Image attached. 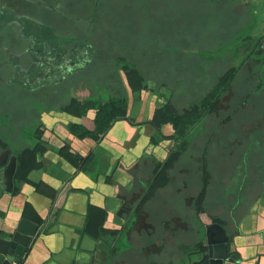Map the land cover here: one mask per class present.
I'll return each instance as SVG.
<instances>
[{"label":"crops","instance_id":"obj_1","mask_svg":"<svg viewBox=\"0 0 264 264\" xmlns=\"http://www.w3.org/2000/svg\"><path fill=\"white\" fill-rule=\"evenodd\" d=\"M239 18L241 39L192 41L187 61L127 87L125 113L104 132L95 108L2 81L18 100L13 123L0 122V144L17 156L10 190L0 167V264H194L204 254L181 246H207L213 223L241 264H264V12ZM22 217L40 233L16 262Z\"/></svg>","mask_w":264,"mask_h":264},{"label":"flooded vegetation","instance_id":"obj_2","mask_svg":"<svg viewBox=\"0 0 264 264\" xmlns=\"http://www.w3.org/2000/svg\"><path fill=\"white\" fill-rule=\"evenodd\" d=\"M35 2L38 5L34 7L31 0H0V32L5 30L0 42V54L3 55L0 58V83L4 80L14 85L21 83L29 96L41 92L39 97L42 100L48 98L53 103L60 96L67 97L70 101L65 104L66 106H73L76 100H91L93 103L88 109L95 108L97 111L100 101H106L116 93V81L111 79L113 81L105 83L101 88L96 85L94 77L96 73L93 74L91 71L92 64L98 56L99 41L97 43L96 38L91 37L89 28L84 30L72 26L68 29V26L63 24L68 14L66 0H57L56 6H52L48 0ZM88 2L93 5L91 18L89 17L92 25L101 0ZM45 5H49V15L45 13L47 11ZM240 16L249 18L252 14ZM86 18L81 20L85 21ZM78 19L79 16L76 20ZM136 45L137 42L133 41L129 47L132 49ZM131 52H136L135 48ZM115 65L123 73V81L126 84L127 78L122 67L137 66V63L127 56L124 59L118 57L116 64L112 66L115 68ZM141 72L146 77V70L143 69ZM34 85L36 91L30 90ZM48 86L54 88V91L49 92ZM15 87L9 88V92L16 95H13V99L18 97ZM127 87L131 89L129 85ZM127 87L121 90V93L126 95ZM5 105L8 104L2 102L0 108L4 117L8 118L9 114L12 117L16 112L15 105L13 103L10 104L11 107ZM188 230L187 227L180 230L181 241ZM200 243L206 245L204 239H201L198 245L183 244L181 248L183 252L188 248L190 253L195 254L199 251Z\"/></svg>","mask_w":264,"mask_h":264},{"label":"rangeland","instance_id":"obj_3","mask_svg":"<svg viewBox=\"0 0 264 264\" xmlns=\"http://www.w3.org/2000/svg\"><path fill=\"white\" fill-rule=\"evenodd\" d=\"M88 1L66 0L68 14L63 24L68 26V29L77 26L84 30L89 28L91 31H97L100 28L103 29L101 24L107 20L109 27L105 22L104 33L110 30L114 35L109 45L119 47L118 51L122 59L127 56L131 57L140 70H143L142 63H149L151 67L145 70L152 75V78L158 75V64H167L174 56L179 62L187 61V51L192 47V41L203 40L211 45H218V49L221 43L229 45L234 39H241L245 36L242 32V36L236 38L238 36L237 25L241 22L239 16L264 12V5L260 0H101L98 4L96 19L90 25L89 17L91 18L93 5ZM31 2L34 7L38 5L35 0ZM48 3L56 6L57 0H48ZM48 6L45 5L47 10L45 13L49 15ZM118 10L121 12L120 15L117 13ZM56 16L61 17V15ZM78 16L80 19L76 20ZM82 18L87 20L83 21ZM110 20H113L114 24H111ZM119 20L124 27L116 24ZM4 34L5 30L0 32V42ZM118 34L128 35L129 39L121 40ZM134 40L137 41V45L131 49L129 46ZM245 40L246 45H249V39ZM128 47L131 51L135 48L138 53H132ZM2 56L0 54V58ZM180 56L182 57L179 59ZM48 88L49 92L54 91V88L49 86ZM103 92L106 94L105 91ZM39 93L41 92H37ZM13 95L9 92V86L0 83V108L2 102L15 105L18 97L13 99ZM9 96L10 99H8ZM0 121H5V124L10 125L11 114L8 118L4 117L0 110ZM26 129L34 130L31 126ZM184 209L185 207L181 210Z\"/></svg>","mask_w":264,"mask_h":264},{"label":"trees","instance_id":"obj_4","mask_svg":"<svg viewBox=\"0 0 264 264\" xmlns=\"http://www.w3.org/2000/svg\"><path fill=\"white\" fill-rule=\"evenodd\" d=\"M117 13L118 15L121 14L119 10L117 11ZM105 22L109 27V23L107 22V20H104V22H102L101 24L103 26V29L100 28L97 31L95 30H93L94 32L91 31V37L96 38L95 40L97 43L98 41L100 42V47L98 48V54H97L98 56L95 58L92 64L91 71L93 72V74L96 73L94 74V77L96 78L95 81H96V85L98 86L103 87L104 84L109 81H113V80L116 81V87H115L116 93L115 95L111 96L108 100L99 102L94 122H95V128H97V130L100 132H104V130L108 128L118 116H121L125 113L124 108L127 99L125 93H121V90L127 87V85L123 81L124 78L123 73H121L120 68L116 67V65L115 68L113 67L114 64H116L118 57H121L118 51L119 47L118 48L114 46L111 47L109 45L110 41L113 39L112 36L114 37V35L112 34V32H110V30H106L104 33ZM110 23L114 24V21L110 20ZM116 24L120 25L121 27H124L121 20L117 21ZM117 36L120 37L121 40L129 39L128 35L123 36V34H118ZM138 37H141V35H138ZM134 42L137 41L134 40ZM134 53H138V52H134ZM114 61L115 63L113 64ZM122 69L126 74L127 83L129 87H131L132 91H137L146 86L145 77L143 76L138 65L125 66L122 67ZM92 103L93 102L91 100H86V101L76 100L73 106L77 107L78 109H82L86 111L88 108L92 106ZM33 151L36 152V149ZM206 250H207V246L204 244L202 245L200 243L198 252L203 253L204 257L200 261L194 262V264H207V257L205 255Z\"/></svg>","mask_w":264,"mask_h":264},{"label":"water","instance_id":"obj_5","mask_svg":"<svg viewBox=\"0 0 264 264\" xmlns=\"http://www.w3.org/2000/svg\"><path fill=\"white\" fill-rule=\"evenodd\" d=\"M4 168L2 183L5 189L10 190L14 184L17 169V156L11 153L10 148L0 144V167ZM39 224L22 217L16 226L8 250V258L20 262L29 253L39 236ZM219 233L221 235H219ZM231 236L224 226L219 223L211 224L206 230L207 264H241V258L230 250ZM75 258V257H74ZM73 260L68 263L72 264ZM74 264H84L76 259Z\"/></svg>","mask_w":264,"mask_h":264}]
</instances>
